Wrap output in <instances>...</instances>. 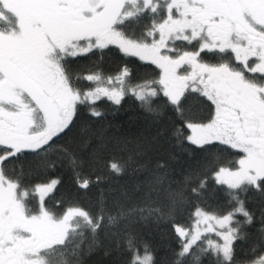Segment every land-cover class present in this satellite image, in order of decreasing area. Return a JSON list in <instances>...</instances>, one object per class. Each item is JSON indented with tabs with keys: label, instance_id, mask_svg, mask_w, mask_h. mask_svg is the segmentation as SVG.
<instances>
[{
	"label": "snow or ice",
	"instance_id": "obj_1",
	"mask_svg": "<svg viewBox=\"0 0 264 264\" xmlns=\"http://www.w3.org/2000/svg\"><path fill=\"white\" fill-rule=\"evenodd\" d=\"M0 264H264V0H0Z\"/></svg>",
	"mask_w": 264,
	"mask_h": 264
},
{
	"label": "trees",
	"instance_id": "obj_2",
	"mask_svg": "<svg viewBox=\"0 0 264 264\" xmlns=\"http://www.w3.org/2000/svg\"><path fill=\"white\" fill-rule=\"evenodd\" d=\"M105 104L107 101L104 102ZM114 124L128 128L130 126H135L137 123L141 122V114L137 109L132 106L131 101L125 103L124 108L116 114L114 117H110ZM186 157H181L180 164H183ZM145 235L153 241L155 245L160 248V252H163V245L167 244L168 241L161 238L159 233H157L154 228L149 227L145 229Z\"/></svg>",
	"mask_w": 264,
	"mask_h": 264
}]
</instances>
